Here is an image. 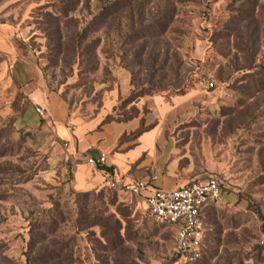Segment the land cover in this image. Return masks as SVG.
Wrapping results in <instances>:
<instances>
[{
	"label": "rangeland",
	"instance_id": "374dc122",
	"mask_svg": "<svg viewBox=\"0 0 264 264\" xmlns=\"http://www.w3.org/2000/svg\"><path fill=\"white\" fill-rule=\"evenodd\" d=\"M101 153L221 180L200 259L99 169L87 186ZM262 218L264 0H0V264H264Z\"/></svg>",
	"mask_w": 264,
	"mask_h": 264
},
{
	"label": "built area",
	"instance_id": "2783aa9c",
	"mask_svg": "<svg viewBox=\"0 0 264 264\" xmlns=\"http://www.w3.org/2000/svg\"><path fill=\"white\" fill-rule=\"evenodd\" d=\"M35 109L38 114H43L40 107ZM86 162L93 169L100 170L107 164V156L102 153L90 155ZM101 172L105 174L109 188L136 196L143 203L148 217L175 228L176 257L186 263L195 262L201 257L206 235L202 216L204 208L219 202L223 196L222 182L218 177L195 179L182 186L165 189L157 186L158 177L154 174L148 179H134L124 173Z\"/></svg>",
	"mask_w": 264,
	"mask_h": 264
},
{
	"label": "crops",
	"instance_id": "0c3cea01",
	"mask_svg": "<svg viewBox=\"0 0 264 264\" xmlns=\"http://www.w3.org/2000/svg\"><path fill=\"white\" fill-rule=\"evenodd\" d=\"M43 89L45 91H48L45 87ZM34 107L36 108V107H41V106L40 105H34ZM35 108H34V111L36 112V109ZM42 119L45 121L44 122L45 124L43 125V127H46L47 124H48V120H47V118H44V117H42ZM39 126H40V122H37L34 127H39ZM95 143L96 142L94 141L89 146H87L85 149H81V151H87V150H89L92 147L95 148V146H93ZM95 149H97V148H95ZM92 156H95V155H92ZM111 162H113V161H111ZM111 162L110 163L108 162V165L114 167L116 164L115 163H111ZM114 171L117 173V169L115 167H114ZM100 175L101 174H98L97 172H94L93 171V168H92V170H90L89 173H88L89 179H86V176H85V179L87 180V186H89L91 188L93 186H96L99 183V181H101V179H102V176H100ZM150 176L151 175H148V174L144 173V171H140V172H137L134 177L132 176V177H129V178H134V179H140V178H142V179H148ZM161 182H162V188L167 187V183H168V186L169 187H172V188L178 187L177 181L174 178L169 177L166 173H163V175H162V181Z\"/></svg>",
	"mask_w": 264,
	"mask_h": 264
},
{
	"label": "trees",
	"instance_id": "16d2710c",
	"mask_svg": "<svg viewBox=\"0 0 264 264\" xmlns=\"http://www.w3.org/2000/svg\"><path fill=\"white\" fill-rule=\"evenodd\" d=\"M181 89L179 88V91H180ZM184 91H188L187 89H185ZM41 123H43V122H41ZM100 170L101 171H105V172H108V173H111V174H114L115 173V171H114V167L113 166H109L108 165V162H107V164L105 165V166H103V167H101L100 168ZM77 171V170H76ZM110 189H113V188H110ZM113 190H115V189H113ZM132 195V194H131ZM134 198H136L142 205H143V203L141 202V200L139 199V198H137L136 196H134V195H132ZM248 200L249 201H251L250 200V198H248ZM144 206V205H143ZM145 209V208H144ZM260 213V212H259ZM260 216H261V213L259 214ZM202 216H203V218H204V221H205V225H206V220H205V213L203 212V214H202ZM262 217V216H261ZM262 220H263V231H264V218H262ZM163 223V222H162ZM165 224H168V223H165ZM168 225H170V226H172L171 224H168ZM173 227V226H172ZM202 249H203V247H202ZM201 258V257H200ZM199 258V259H200ZM26 264H32V260L31 259H27L26 260Z\"/></svg>",
	"mask_w": 264,
	"mask_h": 264
}]
</instances>
